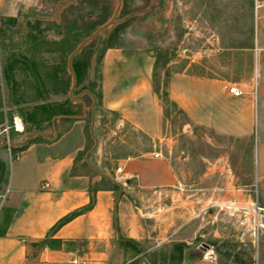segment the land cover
Returning <instances> with one entry per match:
<instances>
[{"label":"rangeland","instance_id":"374dc122","mask_svg":"<svg viewBox=\"0 0 264 264\" xmlns=\"http://www.w3.org/2000/svg\"><path fill=\"white\" fill-rule=\"evenodd\" d=\"M57 1L26 0L20 4L13 18L5 15L15 10L19 0L0 1V68L3 80L0 104L3 102L10 108L6 113L7 119L11 117L14 103L29 107L38 103L42 96L54 102H60L66 96L75 98V85L71 94L63 93L56 78L64 69L69 74L66 62L71 51L66 53L64 49L71 47L72 50L77 43L72 46L71 38L61 42L58 30L73 19L77 39L78 29L84 28L85 20L89 17L86 11H97L86 0H71L55 18L40 17L49 15ZM69 3L72 4L67 7ZM110 6L113 11L115 0H110ZM253 7L254 0H121L120 10L111 27L108 26V30L104 29L90 40L92 42L84 49L80 59L87 58L94 62L89 71L93 76L95 63L107 39L111 38L109 41L114 44L121 41V36H113L114 29H119L127 36L126 39L139 40L154 55L156 65L152 83L159 96L166 94L167 77L174 72L246 82L255 77L258 69L259 57L252 44ZM185 52L190 55H185ZM187 64L191 66L185 70ZM7 67L10 70L7 71ZM7 73L13 81L6 91L4 78ZM34 73L42 81L38 86L32 79ZM79 87L80 84L76 89ZM163 108L166 112L163 125L170 132L174 145L169 154L164 144L160 148L178 168L182 185L177 195L166 193V196L161 195L157 199L156 193H146V198L137 200L144 228V235L137 242L145 254L140 257L139 251L130 258L131 251L127 248L122 257L121 251L114 249L113 205L108 203L106 220L99 219V213L93 212L91 219L95 217V225L83 223L80 226L83 228L81 235L84 236L76 242L77 256L86 262H93V259L89 260L88 252H103L107 255L105 264H121V259H129L127 264H264V228L258 231L255 238L251 221L244 220L242 214L223 206L229 202L242 205L250 202L237 197H216V194L222 196L225 193L226 182L231 185L227 195L252 193L250 187L246 186L250 181L251 169L249 141L224 140L215 148L196 144L194 135L184 130V117L179 110L167 100L163 102ZM99 113L101 123L97 133L102 140L101 152L107 158L104 160L109 172L107 175L116 179L112 174L115 165L113 159L144 153L152 150L153 146L143 134L118 121L116 114L102 109ZM84 121L85 127L87 123L90 124V118L88 120L84 116ZM26 127L28 130L24 131L33 132L32 127ZM10 153H13L11 147ZM185 155L190 157L186 164L182 160ZM199 155L205 156L210 163H213L216 155L223 156L224 168L221 161L213 166L205 160L199 162ZM190 161L194 169H199L205 163L210 168L209 173L199 179L197 169H191L189 176L190 169L187 168ZM224 169L230 172H223ZM116 180L123 183L120 179ZM89 228L95 230V237L86 238ZM162 236H165L162 240L157 238ZM175 243H183L180 260L173 247ZM185 249L192 252L184 258ZM206 249L212 252L208 254ZM30 253L32 256L29 254L28 260L32 264L37 263L33 253ZM101 257L104 255L101 254Z\"/></svg>","mask_w":264,"mask_h":264},{"label":"crops","instance_id":"0c3cea01","mask_svg":"<svg viewBox=\"0 0 264 264\" xmlns=\"http://www.w3.org/2000/svg\"><path fill=\"white\" fill-rule=\"evenodd\" d=\"M25 1L19 0L15 10L5 16L13 18L20 4ZM120 36L119 43L102 51L97 65L99 105L94 107L93 132L98 142L96 148L88 154V161L104 174L109 173L107 163L104 162L107 158L101 152V136L97 133V127L101 123V109L115 113L118 121L125 122L147 137L153 149L113 159L115 165L112 174L123 181L120 182L121 194L116 203V225L114 226V200L118 186L116 190L100 188L94 192L88 191V185L98 181V178L92 173L75 174V155L87 143L84 105L82 104L83 114L79 118L69 121L57 116L51 120L50 125L43 124L39 130L30 132L24 131L25 124L15 114L20 106L14 103L10 116H17L22 128L19 131H9L13 153L10 150L4 152L6 148L0 141V161L5 164L1 188L8 187L7 198L0 212V229L5 226L0 235V264H32L28 260L29 254L32 256L30 252L37 260L35 264H72L70 261L73 258L81 260L76 249V242L84 236L81 235L83 228L80 226L83 223L95 225V217L91 219L93 212L99 213V219L106 220L108 203L113 205L112 225L114 231L117 229L114 249L121 251L123 257L126 248L120 242L132 240L142 257L145 250L137 239L144 235L141 222L143 215L139 211L137 200L146 198V193H156L157 199L161 195L166 196V193L170 196L180 193L182 180L179 170L171 157L163 154L160 148L164 144L169 154L174 141L163 125L165 116L161 98L153 88L154 55L139 40L126 39L124 33ZM252 41L253 49L259 57L255 96L251 93L254 76L246 82H238L205 78L201 74L189 72H174L167 77L165 90L167 97L184 117L183 127L191 128L187 132L194 135L196 144H207L215 148L224 140L249 141L251 169L250 181L246 186L250 187L253 194L227 195L231 185L226 182L225 193L222 196L216 194V197L242 198L245 202L256 201L264 207V0H254ZM190 66L191 64H187L184 69L187 70ZM89 77H92L91 74ZM12 81V76L4 78L6 91ZM231 82L242 89L241 95L234 96L227 91L226 85ZM1 92L3 80L0 68V94ZM82 92L83 90L74 94V103L80 102L77 98ZM6 109L10 110L9 107ZM196 128L203 131L209 141L198 137L194 133ZM34 138L36 140L25 145L27 140ZM156 151L160 155L153 157L152 153ZM222 157L216 155L213 163L208 162L203 155H199L198 160H205L210 166L221 161V167L224 168L225 159ZM189 158L185 155L182 160L186 164ZM193 165L190 161L187 168L190 169L189 176L192 174L191 169H197ZM209 169L205 163L200 166L197 169L199 179L206 176ZM226 171L230 172L228 169L223 170ZM44 183L47 185L44 186ZM75 211L77 214L71 219L52 227L60 218ZM94 232L93 228H89L86 238L95 237ZM164 237L157 238L162 240ZM189 252H192L191 249L183 251L184 258ZM88 254L89 260L94 261L82 260L86 264H105L107 255L103 252L89 251ZM128 260L121 259V264H127Z\"/></svg>","mask_w":264,"mask_h":264},{"label":"trees","instance_id":"16d2710c","mask_svg":"<svg viewBox=\"0 0 264 264\" xmlns=\"http://www.w3.org/2000/svg\"><path fill=\"white\" fill-rule=\"evenodd\" d=\"M86 1H87V4H89L97 12L93 13L94 11L92 12L91 10L86 11V16H89V17L87 20H85L86 24H85L84 28L78 29L79 32L77 33V35H78L77 39H75V28H74V22L75 21H73V19L71 21H69V23L64 25L62 28H60L58 30V34L60 35V38L62 40L61 42H64L68 38H71L72 39V46H74L76 43H78V41L82 37L86 36L90 32L89 31L90 28H94V27L100 25L101 23L105 22L109 18L111 11H112V6H110V0H86ZM70 4H72V3H69L67 5V7L70 6ZM64 8H66V7H64ZM44 21L45 22H51V23L55 22L54 20H44ZM85 21H83V22H85ZM110 27H108L104 31L108 30ZM121 33L122 32L119 29H114L113 36H115V38H118V36H120ZM110 36L112 37V35H110ZM110 39L111 38L107 39L106 44L103 46V48H102V50L98 56V59L95 63L96 64L95 72H93L94 74L92 77H89V75H90L89 71L91 70V67L94 65L93 64L94 62L91 63V60L90 59L88 60L87 58H82L83 60L80 59V56L82 55L84 49L87 46H89V44L92 41H89L71 60V68H72V71H73L74 77H75V87H77L79 84L82 83V85L79 87V89H75V93H78L81 90H83V92L77 98L80 102L74 103L73 99H71L69 96H66L60 102L50 101L47 99L46 96H42V97H40L41 102H39V103H35L29 107L17 108L15 111V114L21 119L23 124H25L24 129L28 130L27 129L28 127H26V125H29L30 127L33 128V130H39L43 124L50 125L51 120L55 119V117H57V116L67 118L69 121L77 119V118H79V116H81L83 114L82 104L85 107V110H84L85 117H86V119L89 120V117H90L89 108H90L92 96L95 98L94 107L97 108L99 105V91H98V83H97V79H98L97 65H98L99 59L102 55V51L106 47L114 45V43H111L109 41ZM64 50L66 53L70 52L71 47H69V48L66 47ZM155 65L156 64H153V72L155 69ZM30 67H31V65L27 68H30ZM6 70L7 71L10 70V68L7 67ZM153 75L154 74L152 73V79H153ZM9 76H10V74H8V73L5 74V78H8ZM32 79L37 86L39 84H41V82H42L41 79L37 75H35V73L32 74ZM56 81L59 84V88H60L59 90L63 93H67L68 89H69V85H70V75L68 74V72L65 69L61 71V74H58ZM154 90L157 92V89L154 88ZM160 98H161L162 107H163V102L165 100H167L171 105H173L175 107V104L167 97V94H164V96H160ZM165 113L166 112L163 108V114H165ZM86 125L87 126L85 127V133L87 136V143L84 146V148L82 150L78 151L75 155V174L81 173V174L89 175V172H91L94 176H96L98 178V181L88 185V191L94 192L95 190L100 189V188H109V189L116 190L117 189L116 183L111 182L110 180L106 179L105 177L96 174L86 164L84 155H85V152L90 148V146L92 145V142H93L92 137L89 134L88 123ZM37 139H39V137ZM34 140H36V138L27 140L25 145L33 142ZM4 175H5V164L2 161H0V188H1V182L4 181ZM76 214H77V211L71 212V213L63 216L52 227L54 228V227H57V226L63 224L64 222L71 219ZM3 228L0 229V235L3 234ZM120 245L125 247L126 249L127 248L130 249V251H131L130 258L137 255L140 251L139 248L136 246V243H134V241H132V240L121 241ZM173 247L177 250V257L180 260L183 243H175L173 245ZM179 260H178V262H179Z\"/></svg>","mask_w":264,"mask_h":264},{"label":"built area","instance_id":"2783aa9c","mask_svg":"<svg viewBox=\"0 0 264 264\" xmlns=\"http://www.w3.org/2000/svg\"><path fill=\"white\" fill-rule=\"evenodd\" d=\"M227 91L234 95L239 96L243 93L242 89L235 83L231 82L228 85H226ZM251 93L253 96H255L256 93V80L255 77H253L252 82V89ZM7 109L4 103L2 102L0 104V141L4 145V147L7 149V151L10 150V138H9V131L11 129L16 130V123L19 122V118L15 115H12L9 119H7ZM19 131V130H17ZM160 155L159 152H153V157H158ZM47 184L44 183V186ZM8 193V187H2L0 188V212L1 209L4 206V203L7 198ZM226 209H230L233 212L242 214V217L245 219H249L251 221V229H252V235L257 237L258 231L261 228H264V208L256 201H253L249 203L248 205H242L235 202H229L228 204L223 205ZM212 252L210 249H206V253ZM72 264H86L84 261L79 260L77 258H73L70 261Z\"/></svg>","mask_w":264,"mask_h":264},{"label":"water","instance_id":"95a60500","mask_svg":"<svg viewBox=\"0 0 264 264\" xmlns=\"http://www.w3.org/2000/svg\"><path fill=\"white\" fill-rule=\"evenodd\" d=\"M69 1L71 0H58L55 4V7L53 9V11L49 14V15H40V17H43V18H47V19H53L55 18L58 13L60 12L61 8L64 7ZM120 7H121V0H115V6H114V9L111 13V15L109 16V18L101 23L100 25H98L93 31H91L88 35H86L85 37H83L78 43L77 45L71 50V52L68 54L67 56V62H66V67H67V70L69 71V74H70V86H69V89H68V94H71L72 93V90H73V87L75 85V77H74V73L72 71V68H71V60L72 58L84 47V45L89 42L91 39H93L95 36H97L100 32H102L104 29H106L108 26H110L114 20L116 19V16L120 10ZM185 55H190L189 52H185L184 53ZM92 100H91V103H90V124H89V132L93 138V143L92 145L90 146V148L86 151L85 153V161L87 163V165L93 169L97 174H99L100 176H103L105 177L106 179L110 180L111 182H114L117 184L118 186V190H117V196L114 200V226L116 225V219H115V214H116V203H117V199L118 197L120 196L121 194V183L119 181H117L116 179L110 177L109 175L107 174H104L103 172H101L100 170H98L96 167H94L93 165H91V163L88 161V154L90 152H92L96 146H97V142H98V139L97 137L94 135V132H93V124H94V103H95V98L92 96L91 97ZM191 128L189 126H185L184 127V130L186 131H189ZM194 133L204 139L205 141H209V138L208 136L203 132L201 131L199 128H196L194 129ZM127 181H124V183H126ZM115 231L117 233V229L115 228Z\"/></svg>","mask_w":264,"mask_h":264},{"label":"bare ground","instance_id":"6f19581e","mask_svg":"<svg viewBox=\"0 0 264 264\" xmlns=\"http://www.w3.org/2000/svg\"><path fill=\"white\" fill-rule=\"evenodd\" d=\"M22 126L19 122L16 123V130H21Z\"/></svg>","mask_w":264,"mask_h":264}]
</instances>
